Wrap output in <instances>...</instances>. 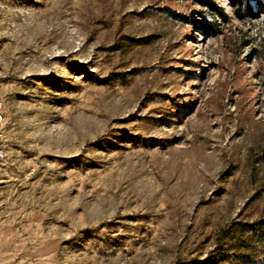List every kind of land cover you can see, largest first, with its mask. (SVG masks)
Segmentation results:
<instances>
[{
  "label": "rangeland",
  "instance_id": "rangeland-1",
  "mask_svg": "<svg viewBox=\"0 0 264 264\" xmlns=\"http://www.w3.org/2000/svg\"><path fill=\"white\" fill-rule=\"evenodd\" d=\"M0 0V264H264V0Z\"/></svg>",
  "mask_w": 264,
  "mask_h": 264
},
{
  "label": "trees",
  "instance_id": "trees-1",
  "mask_svg": "<svg viewBox=\"0 0 264 264\" xmlns=\"http://www.w3.org/2000/svg\"><path fill=\"white\" fill-rule=\"evenodd\" d=\"M202 7L208 8L213 13L219 15L223 19H227L226 13L223 11L222 7L217 4L216 0H195ZM238 3L242 2V0H236ZM258 2V0H255ZM245 14L247 16H251L254 12L251 9V6L248 3V0L245 1ZM251 231L254 235H258L260 238H264V223H254L251 224Z\"/></svg>",
  "mask_w": 264,
  "mask_h": 264
},
{
  "label": "built area",
  "instance_id": "built-area-1",
  "mask_svg": "<svg viewBox=\"0 0 264 264\" xmlns=\"http://www.w3.org/2000/svg\"><path fill=\"white\" fill-rule=\"evenodd\" d=\"M1 121H2V114L0 112V123H1ZM0 137H1V127H0ZM3 150H4L3 145L0 143V156H2Z\"/></svg>",
  "mask_w": 264,
  "mask_h": 264
}]
</instances>
